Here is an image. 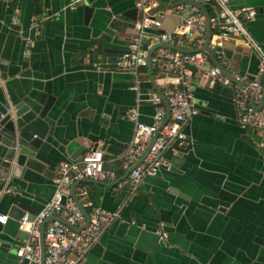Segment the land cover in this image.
I'll list each match as a JSON object with an SVG mask.
<instances>
[{
	"label": "crops",
	"instance_id": "0c3cea01",
	"mask_svg": "<svg viewBox=\"0 0 264 264\" xmlns=\"http://www.w3.org/2000/svg\"><path fill=\"white\" fill-rule=\"evenodd\" d=\"M92 6L86 23L83 5L74 0H0V102L39 111L49 106L51 126L41 149L19 171L14 161L5 167L10 156L0 152V189H11L0 197V215L9 216L6 225L0 224L10 245L0 251V264H17L16 250L25 239L18 229L22 215L13 206L38 214L54 195L60 164L92 150L104 153L106 169L118 179L81 183L75 193L88 188L90 205L84 209L89 215L100 207L118 217L86 264H264V135L240 127L231 88L203 86L195 77L200 114L186 128L190 151L181 156L168 150V168L145 177L135 190L115 184L128 172L116 159L134 135V124L124 116L137 105V93L130 89L134 76L119 70L117 62L137 35V19L125 16L136 7L135 0H94ZM161 7L170 11L163 31L173 32L179 18ZM233 7L257 10L247 27L264 48V0H235ZM35 19L42 22L38 31ZM211 31L209 45L223 51L225 71L261 81L258 59L244 42ZM206 39L207 34L204 41L178 46L175 39L167 45L196 50ZM152 77L163 89L153 69ZM140 79L141 120L150 124L155 107L148 93L156 86L148 68L140 70ZM160 230L169 236L164 243Z\"/></svg>",
	"mask_w": 264,
	"mask_h": 264
},
{
	"label": "built area",
	"instance_id": "2783aa9c",
	"mask_svg": "<svg viewBox=\"0 0 264 264\" xmlns=\"http://www.w3.org/2000/svg\"><path fill=\"white\" fill-rule=\"evenodd\" d=\"M184 1L208 6L213 12L209 15L211 29L242 40L246 48L257 57L260 76L264 75V48L247 28V24L256 17L254 9L244 7L236 10L233 8L235 0ZM135 7L138 11L134 24L137 35L117 62L119 70L133 74L134 81L130 89L138 96L137 105L125 112V117L135 123L132 142L127 151L116 159L124 171L134 167L129 176L118 183L119 188L129 186L132 190L145 177H157L164 168H168L166 152L173 149L175 142H185L188 139L186 128L200 114L195 99V77L203 86L214 87L219 84L231 88L234 91L240 127L243 130L251 128L260 136L264 135V107L257 108L264 98V83L259 79L247 81L241 77L235 79L247 82V86L241 87L234 83L223 71L226 58L215 44L209 45V48L211 51L215 50L219 65L212 64L210 55L205 51L183 53L168 48L153 51L152 69L156 72L157 80L162 82L161 92L166 103L156 90L148 93L155 113L152 123H144L139 110L143 101L140 70L148 67L150 51L158 45L171 44L175 39L178 46L194 40L204 41L208 26L206 17L197 7L178 5L171 10L179 18V25L173 32L161 33L160 19H166L170 11L162 9L158 0H135ZM41 25V20L35 19L34 27L37 31L41 29ZM30 54L29 48L25 56L29 58ZM252 100L255 106L251 105ZM105 164L104 153L100 150H92L81 160L64 161L60 164L59 175L53 180V197L33 219L26 213L19 221L18 229L26 233L27 237L16 250L17 264H41L40 228L49 220L44 228V264H86L89 252L118 214L95 207L89 215L90 222L85 227V214L71 195L70 189L75 183L85 179L103 183L118 179L116 172L106 169ZM10 192L9 187L2 188L0 197ZM88 193L87 187H81L75 193L83 208L90 205ZM8 221V215H0L1 224L6 225ZM158 234L161 241L168 240L167 232L160 230Z\"/></svg>",
	"mask_w": 264,
	"mask_h": 264
},
{
	"label": "water",
	"instance_id": "95a60500",
	"mask_svg": "<svg viewBox=\"0 0 264 264\" xmlns=\"http://www.w3.org/2000/svg\"><path fill=\"white\" fill-rule=\"evenodd\" d=\"M158 1L160 2V4L163 7L168 8V9H173L178 5H189V6L197 7L202 12V14L206 17L207 26H208L206 43H205L204 47L201 49L188 50V49L175 48L171 45L166 44V45H158L153 50L150 51V53H149V64H148L147 68L150 71V77L152 79V82L156 86L155 87L156 91L163 97V100L166 103L165 98L162 95L161 89H159V87L156 85V82L154 81V79L152 77L151 56H152V53L155 49H157V48H168V49L177 50V51L183 52V53H195V52L205 51L210 55V58L212 61H214L215 65H219V62L217 61L214 53H212L213 51H211L209 48L212 31H211V26H210V16H209V13H208L206 7L199 2H193V1H181V2H177L175 4H167L163 0H158ZM93 2H94V0H74L75 5H79V4L83 5L86 23H88V21L91 19L92 15L95 11V8L92 6ZM242 8H244V7H242ZM255 12H256V17H257V13H258L257 10H255ZM137 13H138L137 9L133 8L131 10H128L125 13V16H128L132 19H137ZM165 20L166 19H160L161 27H160L159 31L161 33L166 32V31H163V24H164ZM253 21H251V22H253ZM145 48H146V46H145ZM219 51H221V50H219ZM125 52L126 51H124L122 53H125ZM223 71L227 77H229L234 83L238 84L239 86L245 87L248 85L247 82L237 81L227 71H225L224 68H223ZM131 75L133 76V74H131ZM260 77H261L260 82L264 83V75H262ZM251 81H253V80H251ZM132 92H135V91H132ZM140 92L142 93L141 85H140ZM142 98H143V96H142ZM251 105L255 106L253 100L251 101ZM263 107H264V98L261 102V105L258 106L257 108L260 109ZM128 109H130V108H128ZM128 109H126L125 112ZM48 111H49V106L44 108L43 110L39 111L36 107L34 108V107H30V106H25L24 104H21V103L14 105L11 102H8V103L7 102H0V152H1V154H4V156H6V155L10 156L8 161H6L5 167H7V168L11 167V164L14 161L16 164V169H17V171H19L21 168L24 167V165L26 164V162L29 159L35 157L36 151L41 149V147L43 146V143L47 140V138L50 134L51 126H50L49 122L47 121ZM125 112H124V116H125ZM132 123L134 124V127H135V123L134 122H132ZM247 130H253V129L250 128ZM188 142H189L188 139L185 142L177 141L174 143L173 148L178 150L180 152V155L186 154L191 149L190 144L188 146H186V143H188ZM81 159H82V157L75 159V160L68 159L65 161H76V160H81ZM133 169H134V167L131 168L127 172L126 177L129 176V174L132 172ZM165 169H167V168H164L163 170H165ZM174 170H175V168H174ZM125 178L117 180V182H115V184H118L120 181L124 180ZM142 181H141V183H142ZM81 183H101L103 185H105L106 183L95 181V180H90V179H85L81 182L75 183L72 186L71 195L75 198L76 202L78 203V205L81 207L82 211L84 212L85 217H86V222H87L85 227H87V225L90 222L89 214L82 207V205L80 204V202L76 198V194H75L76 187ZM141 183L137 186V188L141 185ZM53 186H54V192H55L54 183H53ZM12 211L13 212L20 211V213L22 215L21 218L26 213L24 210H21L17 205L13 206ZM10 217H12V216L10 215ZM33 217L34 216L31 215V219H33ZM49 221H47V222H49ZM47 222L44 223L40 228L41 264L45 263L44 228H45V225L47 224ZM75 229L79 230L80 228H75ZM24 236L26 238L27 234L25 233ZM161 242H163V241H161ZM7 243L8 242H6L5 235L3 233V227L0 224V251L5 252L10 247V245Z\"/></svg>",
	"mask_w": 264,
	"mask_h": 264
}]
</instances>
